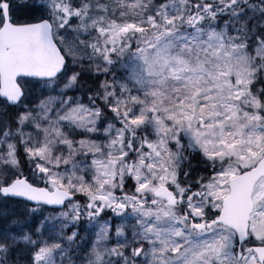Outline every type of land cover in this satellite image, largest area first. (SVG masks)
Listing matches in <instances>:
<instances>
[{
  "label": "snow or ice",
  "instance_id": "1",
  "mask_svg": "<svg viewBox=\"0 0 264 264\" xmlns=\"http://www.w3.org/2000/svg\"><path fill=\"white\" fill-rule=\"evenodd\" d=\"M0 264H264V0H0Z\"/></svg>",
  "mask_w": 264,
  "mask_h": 264
}]
</instances>
